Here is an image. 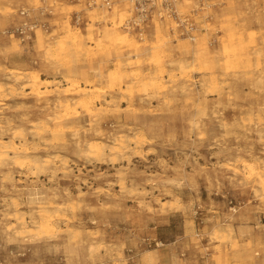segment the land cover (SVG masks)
<instances>
[{
	"label": "clouds",
	"instance_id": "9594fccd",
	"mask_svg": "<svg viewBox=\"0 0 264 264\" xmlns=\"http://www.w3.org/2000/svg\"><path fill=\"white\" fill-rule=\"evenodd\" d=\"M0 264H264V0H0Z\"/></svg>",
	"mask_w": 264,
	"mask_h": 264
}]
</instances>
